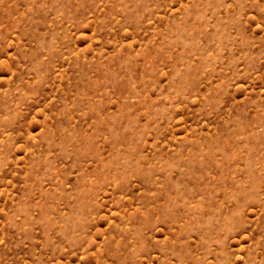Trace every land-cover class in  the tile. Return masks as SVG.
Instances as JSON below:
<instances>
[{"label":"rangeland","instance_id":"1","mask_svg":"<svg viewBox=\"0 0 264 264\" xmlns=\"http://www.w3.org/2000/svg\"><path fill=\"white\" fill-rule=\"evenodd\" d=\"M0 264H264V0H0Z\"/></svg>","mask_w":264,"mask_h":264}]
</instances>
